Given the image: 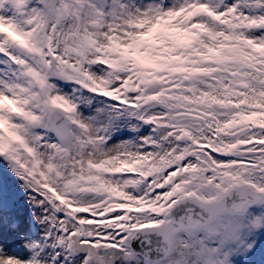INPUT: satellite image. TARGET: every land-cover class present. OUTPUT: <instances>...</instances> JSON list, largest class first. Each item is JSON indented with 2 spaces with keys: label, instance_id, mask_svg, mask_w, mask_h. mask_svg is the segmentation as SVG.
<instances>
[{
  "label": "snow or ice",
  "instance_id": "1",
  "mask_svg": "<svg viewBox=\"0 0 264 264\" xmlns=\"http://www.w3.org/2000/svg\"><path fill=\"white\" fill-rule=\"evenodd\" d=\"M0 264H264V0H0Z\"/></svg>",
  "mask_w": 264,
  "mask_h": 264
}]
</instances>
